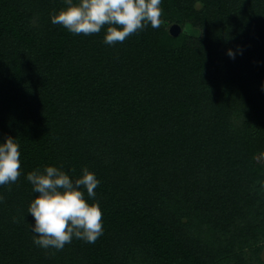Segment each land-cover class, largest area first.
Returning a JSON list of instances; mask_svg holds the SVG:
<instances>
[{
	"label": "trees",
	"instance_id": "16d2710c",
	"mask_svg": "<svg viewBox=\"0 0 264 264\" xmlns=\"http://www.w3.org/2000/svg\"><path fill=\"white\" fill-rule=\"evenodd\" d=\"M62 7L0 0V140L22 169L0 185V264H264V0H162L159 28L115 45L53 24ZM45 165L100 180L95 243L33 242Z\"/></svg>",
	"mask_w": 264,
	"mask_h": 264
},
{
	"label": "clouds",
	"instance_id": "9594fccd",
	"mask_svg": "<svg viewBox=\"0 0 264 264\" xmlns=\"http://www.w3.org/2000/svg\"><path fill=\"white\" fill-rule=\"evenodd\" d=\"M65 7L51 12L53 24H59L75 34L100 33L103 43L115 45L148 25L159 28L162 24V0H64ZM234 58L235 53L228 49ZM20 144L11 135L0 140V185L11 184L20 177ZM74 171V170H73ZM32 185L34 198L30 200L27 213L33 222L29 230L33 242L44 249H63L73 238L87 243L103 234L102 210L95 197L100 180L87 166L80 175L55 165L34 168L26 173ZM4 199L0 194V201Z\"/></svg>",
	"mask_w": 264,
	"mask_h": 264
},
{
	"label": "water",
	"instance_id": "95a60500",
	"mask_svg": "<svg viewBox=\"0 0 264 264\" xmlns=\"http://www.w3.org/2000/svg\"><path fill=\"white\" fill-rule=\"evenodd\" d=\"M181 28L179 25L177 24H172L170 27H169V33L173 36H176L179 34Z\"/></svg>",
	"mask_w": 264,
	"mask_h": 264
},
{
	"label": "rangeland",
	"instance_id": "374dc122",
	"mask_svg": "<svg viewBox=\"0 0 264 264\" xmlns=\"http://www.w3.org/2000/svg\"><path fill=\"white\" fill-rule=\"evenodd\" d=\"M181 31H182V30H180V32H181ZM185 31L190 32V33H193V34L196 33V30H195L194 27H192V25H190V24H187V25L185 26ZM262 256H263V258H264V253H262Z\"/></svg>",
	"mask_w": 264,
	"mask_h": 264
}]
</instances>
